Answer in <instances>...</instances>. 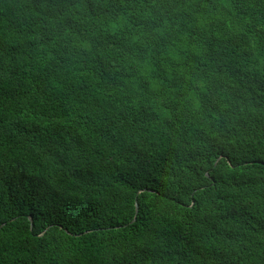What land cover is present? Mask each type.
Returning a JSON list of instances; mask_svg holds the SVG:
<instances>
[{"label":"trees","instance_id":"1","mask_svg":"<svg viewBox=\"0 0 264 264\" xmlns=\"http://www.w3.org/2000/svg\"><path fill=\"white\" fill-rule=\"evenodd\" d=\"M232 3L193 112L103 27L152 0H0V264H264V0Z\"/></svg>","mask_w":264,"mask_h":264},{"label":"clouds","instance_id":"2","mask_svg":"<svg viewBox=\"0 0 264 264\" xmlns=\"http://www.w3.org/2000/svg\"><path fill=\"white\" fill-rule=\"evenodd\" d=\"M168 3L170 10L167 13L160 8L157 0H152L151 7L141 4L135 13L131 10L121 12L103 27L111 35L122 38L129 47L145 48L143 59H136L135 63L149 78L153 89L163 90L165 95L182 92L183 100L189 109L200 112V96L209 94L211 82L217 76L208 59L207 41L212 37L226 38V34H245V26L250 24L251 20L245 17L237 18L232 0H168ZM152 8L160 11L163 20L162 23L158 22V26L146 30L147 22L157 20ZM133 15L144 23L133 26L130 22ZM161 40L168 43L157 49ZM75 46L85 51L91 50L88 40L77 38ZM251 47L255 48V44ZM153 57H156V60ZM191 57L198 58L200 64L197 65ZM157 61L165 71L166 80L152 76L156 71ZM205 65L208 67H204ZM173 80H178L176 87H168V83ZM218 92L220 99L224 100L226 89H220ZM224 107L229 105L224 104ZM212 115L216 117L215 113Z\"/></svg>","mask_w":264,"mask_h":264},{"label":"water","instance_id":"3","mask_svg":"<svg viewBox=\"0 0 264 264\" xmlns=\"http://www.w3.org/2000/svg\"><path fill=\"white\" fill-rule=\"evenodd\" d=\"M32 225V224H31Z\"/></svg>","mask_w":264,"mask_h":264}]
</instances>
